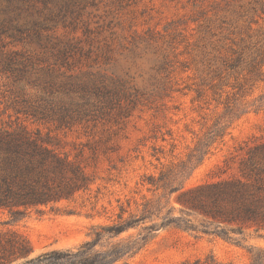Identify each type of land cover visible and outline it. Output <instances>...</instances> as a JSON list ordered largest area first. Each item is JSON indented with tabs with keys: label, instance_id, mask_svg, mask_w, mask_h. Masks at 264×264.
<instances>
[{
	"label": "rangeland",
	"instance_id": "rangeland-1",
	"mask_svg": "<svg viewBox=\"0 0 264 264\" xmlns=\"http://www.w3.org/2000/svg\"><path fill=\"white\" fill-rule=\"evenodd\" d=\"M0 122L48 136L91 180L16 217L0 209V230L44 264L101 259L152 224L125 264H249L247 248L264 249V230L239 243L201 232L171 192L236 176L264 142V0H0ZM199 140L208 151L188 162ZM95 225L124 230L86 249Z\"/></svg>",
	"mask_w": 264,
	"mask_h": 264
},
{
	"label": "trees",
	"instance_id": "trees-1",
	"mask_svg": "<svg viewBox=\"0 0 264 264\" xmlns=\"http://www.w3.org/2000/svg\"><path fill=\"white\" fill-rule=\"evenodd\" d=\"M8 9L6 7L2 18L6 19L5 22H11ZM215 138L212 136L206 146L209 147ZM48 141V136L42 138L38 132L33 134L25 125L9 129L0 122V209L12 217L31 208L70 199L76 192L89 188L91 180L84 168L69 159L67 154L46 144ZM199 145L200 140L189 153L188 162L196 160L198 164L208 151L206 149L200 157L197 156L200 154ZM237 171L236 176L171 190L178 192L175 199L180 205L179 213L201 217L198 220L201 232L235 243L243 239L246 230H264V142H258L245 151ZM152 184L160 189L166 182L160 179ZM151 202L147 200L144 203L143 213H150ZM179 217L167 216L164 221L176 223L175 219L180 220ZM185 221L188 223L186 227L197 229L198 226L190 219ZM91 229L92 239L83 244L86 249L96 245L103 234L116 235L124 230L103 225H95ZM155 230L152 224L144 228L140 238L128 236L119 239L103 251L101 259L86 254L82 256L78 251L68 252L74 258L70 264H114L119 261L125 264L154 237ZM31 252L29 242L21 234L11 229L0 230V264H44L40 256L31 257ZM247 253L249 264H264L263 248L249 246Z\"/></svg>",
	"mask_w": 264,
	"mask_h": 264
}]
</instances>
